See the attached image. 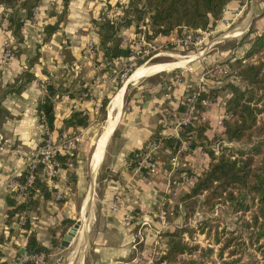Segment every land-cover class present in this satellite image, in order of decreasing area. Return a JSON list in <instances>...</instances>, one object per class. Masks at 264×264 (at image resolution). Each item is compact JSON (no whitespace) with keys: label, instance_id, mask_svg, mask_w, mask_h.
I'll return each mask as SVG.
<instances>
[{"label":"crops","instance_id":"crops-1","mask_svg":"<svg viewBox=\"0 0 264 264\" xmlns=\"http://www.w3.org/2000/svg\"><path fill=\"white\" fill-rule=\"evenodd\" d=\"M43 4V6L49 5L48 2ZM84 5L86 0H71L70 19L66 25L70 33L69 44H62L64 39L59 37L58 30L55 33V39L51 38L41 45L42 54L33 64L31 57L37 52L36 48L40 41L37 35L41 36L42 32H39V29L37 30L31 23H24L22 26L23 38L17 42L20 48L19 53L0 68V132L5 137H13L27 147L36 145L41 136L38 106L44 97L46 82H54L57 86L61 83L67 85L75 75L81 72L83 74L80 76L83 75L86 79L85 85H88L91 84L92 79L90 74L102 68L103 62H94L91 55L89 57L83 52L88 40H93L97 45L100 44V32L84 26L86 19L81 21L82 14L79 16L80 20L71 19V16L75 15L73 10L79 9L81 12L87 10ZM57 6L56 11H59L61 4ZM263 9L264 0H251L250 5L247 0H231L224 9L222 17L229 18L230 21L243 17V20L237 28L230 30L225 36L241 34L247 29L250 21L259 23L254 37L260 34L264 29ZM20 11L27 14L26 8H21ZM43 12L42 8V15ZM50 18L51 16H48V19ZM221 21L218 20L219 23ZM76 27H79L80 31L82 27L83 30L85 28L87 30L82 33L77 29L76 31ZM133 29V26H130L129 30ZM176 30H173L171 36H174ZM6 36L13 42L17 37L12 27L8 29ZM2 40L1 36L0 56L3 51ZM60 51H62V57L59 56ZM229 51L230 48L222 50L226 53ZM101 59L99 56L98 60ZM64 61L68 62L67 68L62 66ZM26 69L34 73L33 78L27 79L26 75L20 77L21 72ZM73 70L76 72L74 73ZM136 72L125 84L114 86L115 92L110 102L112 103V100L118 97L120 108L117 104L114 106L110 104L107 108L108 119L102 133L95 139L89 172L85 170L86 166L83 164V148L77 153L76 162L70 165L69 159L68 167H59L53 195L48 198L41 196L37 206L27 208L31 223L28 229L24 226L18 227L15 224L16 221H13L19 212L11 219L9 218L7 201L8 193L17 189L13 187L12 182L17 180V177L27 168V160L24 156L0 152V264H33L30 260H21L25 253H29L27 249L25 248L24 252L20 251L21 247H26L30 233H34L41 244L50 248L46 264H61L64 251L73 245L75 240L79 241L74 255L75 257L78 254L76 257L78 260L73 257L67 264H85L84 251L87 246L90 247L92 259L89 264H135L130 255L133 254L139 242L138 235L135 233L136 223L126 221L122 217V212L130 209L138 212L149 211L157 194L162 192L167 184L169 171L167 160L171 157L170 152L173 153V147L161 142L157 152L158 169L151 174L140 170L135 165L131 166L128 155L135 149L145 148L154 139L155 134L168 138L178 137V124L184 117L181 104L186 95L195 88L198 78L191 68L189 72H184V82L175 80V71L172 70L166 75L142 73L136 75ZM104 75L105 73L103 77L99 76V80L103 82L100 87L98 86L100 81L97 80L99 84H94L92 87L90 85V88L100 92L103 87H107L106 82L110 78H104ZM139 75H145L148 78L133 84L137 81L134 82L132 79ZM19 77L20 79L16 82ZM20 85L22 86L19 87ZM94 94H96L95 91L84 97L79 96V93L77 94L79 97H76L77 95L71 96L70 92H64L62 95L54 96L56 98L54 132L57 134L63 128H84L85 126H66L64 120L72 110H84L91 116L97 104ZM76 98L79 99L76 100ZM74 100L79 102L76 108L72 106ZM217 104V101L212 102L206 111V118L212 124L217 122L216 118L211 117L218 111ZM161 118H165L166 125H162ZM105 160H107L105 166L107 175L101 180L98 176ZM70 171L76 174V179L69 175ZM42 177L44 178L43 175ZM97 183L104 186L103 195L98 203L93 199ZM59 188H67L69 194L62 197L56 196ZM114 194L119 197L124 207L122 212L110 208ZM26 197L27 194L24 192L17 195L18 201ZM88 199L91 201L92 208L90 204L89 207L86 206ZM92 212L93 218L92 216L89 218ZM143 216L146 217V213ZM79 218L82 219V224L77 234L69 246L62 247L61 241L65 233ZM53 239L58 243L54 244ZM55 256L57 258L53 259Z\"/></svg>","mask_w":264,"mask_h":264},{"label":"rangeland","instance_id":"rangeland-1","mask_svg":"<svg viewBox=\"0 0 264 264\" xmlns=\"http://www.w3.org/2000/svg\"><path fill=\"white\" fill-rule=\"evenodd\" d=\"M231 1V0H230ZM229 1V2H230ZM248 5H250L251 0H247ZM30 2L33 3V7L36 6L37 13L35 17V22H28L31 23L33 26L39 29V32H42V35H37V38L40 40L38 45L40 46L46 42L49 39H55V33L59 30V37H61L62 44H69V30L67 28L68 20L70 19L69 16V10H70V4L68 7V11L64 12V4L62 0H38V2L34 3L33 0H30ZM48 2V6H43V3ZM129 0H86V6L87 10H84L85 12H81L79 9L73 10L75 15L71 16V19L80 20L79 16L82 14V19H86L85 25L88 28L96 30V32H100L102 22L104 21L105 17H112L115 21L123 19V16L126 13V6L129 4ZM61 4V7L59 11H56V8H58L57 4ZM21 7L18 6V11L21 14L20 11ZM42 8L44 9L43 15H42ZM0 9H3L6 13L4 14L6 17L9 15V11H11L10 6H8L6 3L0 4ZM73 9V8H72ZM32 13V12H31ZM30 13V14H31ZM62 20L60 21V26L58 27V30L50 37L45 38L47 34L44 31V27L47 23H51L56 21L59 18V14H62ZM29 14V15H30ZM110 14V16H109ZM235 14V13H234ZM24 17L27 15L25 13H22ZM28 15V16H29ZM263 15H264V9H263ZM47 16V17H46ZM48 16H51L50 19H48ZM118 16V17H117ZM235 16V15H233ZM242 16V15H241ZM256 18V17H255ZM258 18V17H257ZM220 19V23L218 20ZM233 19V18H232ZM217 21H214L209 25V30L213 29L214 32L209 34L201 44L194 45V46H179L175 47L171 50L173 52V55L165 54L161 55L159 58H156L153 62H147L148 64H164L170 66L168 70H151L149 72H140L139 74H153V75H166L168 71H180L183 70L185 73L190 71V68L192 69L193 73L199 75L202 73V71L205 69V65L208 62H212L215 60L220 61V63H226L228 62L231 67L236 69L232 63H235L238 58H241L243 62H249V61H257L260 57V53H253L251 55L247 54V51L249 50L253 39L255 32L258 30L259 23L255 21H250V23L247 24V29L243 31L239 35H232V36H225L226 33H228L230 30L237 28L238 25L243 20V17H237L236 21H230L231 19L222 17L218 18ZM240 20V22H239ZM255 20V19H253ZM3 19L0 21V37L2 36V39L4 40L5 36L7 35V31L10 28L8 23H4L2 25ZM135 27L138 28V22L134 21ZM229 24V25H227ZM117 25V23H116ZM227 25V26H226ZM9 26V27H8ZM123 27H125V24H122ZM43 28V29H42ZM219 28V29H217ZM79 30V27H76L75 30ZM126 29V28H125ZM179 32H182L185 27H177L176 28ZM217 29V30H216ZM251 29V30H250ZM76 30V31H77ZM86 28L83 30L82 27V33L86 32ZM262 32V31H261ZM100 35V34H99ZM119 35V34H118ZM101 37V36H100ZM120 38L122 36L119 35ZM220 39V41L214 43L215 40ZM3 40H2V47H3ZM18 40L20 41L19 37L17 36L15 39V44L17 45V51L16 55L19 53V46H18ZM91 40H88L85 47L83 48V52L87 54L89 57L93 58V61L96 62L95 57H99V54L97 52L98 48L101 49V45L96 44L94 53H90V51L86 50L87 44ZM173 44H171V47ZM230 48V51L228 53L223 52L222 50ZM60 51L59 56L62 57ZM35 54V53H34ZM33 54V55H34ZM42 54L41 47H40V56ZM198 56L194 58V55ZM2 56V54H1ZM0 56V57H1ZM181 56L184 57H192L191 60L187 63H183V66H176V63L178 62L176 59L180 58ZM213 56L215 58H213ZM68 58V55H67ZM244 59H246L244 61ZM173 63V64H172ZM143 64L138 65L137 67L142 66ZM182 65V64H181ZM174 66V67H173ZM114 67V66H113ZM113 67L107 68L105 64L103 63L102 68L98 70L97 72L94 70V72L91 75V84L86 85V89L83 91H80L79 96L87 97L89 94L93 91H95L96 94H94L95 98H97V104L94 106V111L92 112L91 116L89 117V122L85 127H77L74 128H63L62 131L59 133H55L54 130H52L53 138H55L57 141H60L63 138H66L67 135H78L79 141H78V148L77 153L83 149L82 153L84 154L83 164L86 166V169L89 172L90 169V157L91 153L94 147L95 139L102 133L104 126L107 122V108H109L111 104V98L115 92L114 86L116 84L121 85L125 84L130 78L131 75L134 73V71H137V67L132 71L129 72L127 75L124 74V71L114 72L112 70ZM173 67V68H172ZM176 67V68H175ZM199 67L200 70H199ZM74 73L76 72L73 70ZM72 72V74H74ZM152 71L155 73H152ZM158 72V73H157ZM104 78L109 77L110 80L106 82L107 87H103L98 92L97 90L91 89L90 85H96L99 80V76ZM184 73V75H185ZM80 74H83L80 72ZM80 74H77L74 76V80L80 77L85 83L86 79ZM137 75V74H136ZM145 75H139L136 78H133L132 81L136 82L133 84H137L140 81H143L148 76ZM216 78L212 79L208 83V89L211 95L212 102L217 101V109L216 115L211 116L212 118H216L217 122L216 124H213L209 122L207 117V108H204V115L205 119L201 118L200 112H196V116L191 121H193L197 125V129L193 133H188L186 131L187 125H189L188 122L183 127V133L181 134L182 138H186L185 136L191 135V145L189 149L183 150L179 153V159L180 164L177 166L172 165L171 157L175 153L170 152L171 157H168L167 165L169 168L168 176H167V184L165 186V189L157 194L156 198L154 199L149 211L141 212V211H135L133 209L127 210L125 212H122V217L130 222V223H136L135 227V233L138 235L139 242L137 244V248H134L133 254H131L133 257L130 258L131 260L135 261V264H183V259H189L190 257H194L195 259L200 260V264H228L226 260L238 257L241 255V258L238 262L235 264H247V261L249 259V255L245 253H241L242 246H245L248 248L252 253H254L257 257L261 258V251L258 248L257 242L254 241V243H251L250 238L248 237V234L246 232H242V236L233 238L231 240L232 235L237 236V232L244 230L241 215L239 212H236L233 210V208L230 207V202L226 200H219L213 205H210L207 200V191L203 190L201 192H198L194 195L188 196V192L192 189V186L197 179L198 175L202 174L209 166L211 161V155L209 151L211 149L215 150L217 154H220L222 151H226L227 147H247L250 146L249 141L247 140H231L228 135L225 132V119L228 117V114L226 112L225 103L228 97L232 94V89L229 86V82H235L242 86L246 85V81L239 75H237L235 72L230 75V78ZM100 81V80H99ZM131 81V80H130ZM129 81V82H130ZM179 82H184L183 79ZM101 86L102 81L99 82ZM98 83V84H99ZM130 85H132L130 83ZM196 86V85H195ZM133 87V86H132ZM133 89V88H132ZM117 90V89H116ZM90 91V92H89ZM133 91V90H132ZM78 92V91H76ZM83 92L85 94H83ZM77 93V94H79ZM78 95L76 97H79ZM79 98H76V100ZM76 100L73 102V108L75 107ZM79 103V102H78ZM184 108L183 111H186L187 105L183 102ZM211 106V105H210ZM78 107V106H77ZM222 107V110H221ZM76 108V107H75ZM225 108V111H224ZM39 118H40V126H41V132H40V141L31 147H27L22 142L18 141L15 138H9L5 137L0 132V152L2 153H12L20 156H24V153L31 151L34 147L38 146L41 141L46 138L45 130H44V122L45 120L42 118L41 112H39ZM211 118V119H212ZM91 122V123H90ZM90 123V124H89ZM206 125L203 130L200 129L201 126ZM178 139V141H177ZM112 140V138H111ZM110 140V144L111 141ZM179 138L177 137L176 140L173 143V151L175 150V147L177 149L179 148ZM181 143V142H180ZM195 143V145H193ZM17 149H21V152L17 151ZM145 148H143L142 152L139 153V159L144 152ZM76 153V154H77ZM156 158L158 160L157 154ZM107 160H105L102 164V167L99 172L98 178H101V180L104 179V177L107 175V171L105 166L107 165ZM75 161L73 160V163ZM137 166V163L134 164ZM141 170V169H140ZM40 174L43 175L44 170L42 169V166L39 169ZM147 172V171H146ZM147 173H153V172H147ZM100 180V181H101ZM102 183V182H101ZM89 184V183H88ZM25 190V189H20ZM88 190V189H87ZM104 186L103 184H95V191H94V200L95 202H99L102 195H103ZM25 193V192H24ZM116 194V193H115ZM114 194V195H115ZM99 199V200H98ZM119 200V197L115 195L113 197V200H111V203H114V201ZM120 205L122 209L124 208L121 204ZM96 206V205H95ZM112 210L114 208L110 206ZM117 212H120L119 210ZM133 214L134 218L129 219L126 218V214ZM146 213V217L143 216V214ZM25 214L28 216V211L23 210L19 212L17 215V218H13V221H17L18 217L20 215ZM165 220L163 221L162 218L165 216ZM249 214H245L247 216ZM148 218V219H146ZM18 227L17 223H15ZM186 226L189 228L188 231H185L183 233L184 239L190 244L194 245L196 248L194 249V252H185L179 256V260L173 261V262H161L158 263L157 260L160 257L162 253H164L168 246V236L167 232L170 230L175 229L176 227ZM219 231L220 233V240H216V233ZM229 245L224 247L222 250V246L225 245L227 241H229ZM242 242V243H241ZM79 246V241L75 240L73 245H71L69 248H66L64 251V257L63 260L60 262L61 264H67L69 260H71L74 255L76 254L77 248ZM212 247L213 251H209L208 248ZM244 247V248H245ZM222 250V254H220V251ZM85 257L84 262L86 264V257H87V264H89L91 256H90V247L87 246V248L84 251ZM57 256H55L53 259H56ZM92 260V259H91Z\"/></svg>","mask_w":264,"mask_h":264},{"label":"trees","instance_id":"trees-1","mask_svg":"<svg viewBox=\"0 0 264 264\" xmlns=\"http://www.w3.org/2000/svg\"><path fill=\"white\" fill-rule=\"evenodd\" d=\"M33 1L34 3L38 2V0ZM62 1L64 4L63 11L67 12L71 0ZM129 1L123 19L115 21L104 16L105 19L102 22L100 29L101 49L98 48L97 50L102 59L98 60L97 56L95 60L99 63L103 62L107 68L115 65L117 57L129 54V48L123 44L122 38L118 35L119 29L132 26L134 21L139 22L149 9L152 11L153 32L164 31L169 33L173 29L182 26L190 29L208 27L220 18L230 0ZM1 3H6L10 6V27L22 40L24 16L19 13L18 6L26 8V15H29L33 9V3L30 0H0ZM62 16L63 13L59 14V18L55 22L45 25L44 30L47 34L45 38L52 36L58 30ZM122 24H125V27ZM40 47V44L37 45V52L31 57L32 64L40 57ZM253 53H260L257 61L243 62L241 58H238L235 63H232L236 67L235 73L246 81V85L242 86L235 82H229L232 94L225 102L228 114L225 119L226 134L231 140H247L250 146L227 147L226 151H222L220 154L211 149L209 151L211 155L210 166L202 174L198 175L192 189L188 192V196L206 190V200L210 205L219 200L229 201L230 207L240 213L244 227L243 231L237 232V236L232 235L231 240L242 236V232H246L251 243H254V241L259 243L258 248L262 257H257L245 246H242L240 252H246L249 255L247 264H264V29L254 37L247 51L248 55ZM21 73L20 77L24 75L27 76V79L34 77V73L28 69ZM20 77L16 82H18ZM86 88L84 81L80 77L76 80H71L70 84L67 85L61 83L57 86L54 82H46L45 94L43 99L40 100L38 110L45 114V120L50 129H54L56 117V98L54 96L57 94L62 95L64 92H70L71 96H75ZM181 108H184L183 103ZM89 117V113L84 110H72L64 122L66 126H85L89 122ZM190 122L185 132L193 133L198 127L193 121ZM205 126H201L200 129L203 130ZM153 138L171 146L176 140V138L162 137L159 134L153 135ZM142 150L143 148L135 149L129 153L128 157L131 166L138 162L139 153ZM69 159L76 162L77 154H59V167H68ZM28 173L29 168H26L17 177V180L26 185L25 190L13 189L7 195L10 219L18 212L37 206L41 196L48 198L53 195V188L39 174L38 169H35V177L32 182L27 184ZM69 175L76 179L74 172L70 171ZM21 192H25L27 197L22 201H18L17 195ZM245 214L249 215L245 216ZM23 226L26 229L30 228V220L27 219ZM188 230V227L181 226L167 232L168 246L166 251L158 258V263L173 262L179 260V256L185 252H194L196 247L190 245L184 239L183 233ZM220 237V233L217 231L216 240L219 241ZM53 242L54 244L58 243L55 239H53ZM229 243H231L230 240L222 246V250ZM26 249L29 253L45 251L48 254L50 252V248L41 244L34 233L28 234ZM208 250L213 251V248L209 247ZM222 250L220 254H222ZM240 258L241 255L228 259L226 262L235 264ZM183 264H200V260L190 257L189 259H183Z\"/></svg>","mask_w":264,"mask_h":264},{"label":"built area","instance_id":"built-area-1","mask_svg":"<svg viewBox=\"0 0 264 264\" xmlns=\"http://www.w3.org/2000/svg\"><path fill=\"white\" fill-rule=\"evenodd\" d=\"M37 12L38 11L36 6L33 7L32 13L29 16L27 15L26 17H23L24 23H27V21L35 22ZM5 13L6 12L3 11V9H0V21L2 19L4 20L1 24L4 25V23H8L10 26L11 21L9 15H7L6 17L4 15ZM151 14L152 11L149 9L145 16L138 22V30L137 27H135V24H132L134 28L133 30H129L130 27H127L126 29H119L118 34L122 36L123 44L129 48V54L121 55L116 58L115 65L112 68L114 72L117 73L119 71H124V74L127 75L140 64L153 62L161 55H173V52H171V50L175 47H189L201 44L209 34L214 32L213 29L209 30L208 26L197 27L194 29L185 27L182 32H177L176 30V32H174V36H171V33H173V30H175L176 28L169 33H165L164 31L154 33ZM109 18L113 19L111 16ZM218 41H220V39H216L214 43ZM171 44H173L172 47ZM95 46L96 43L91 40L87 44L86 50L90 51V53H94ZM2 49L3 51L2 56L0 57V68H2V66L6 64L9 59L13 58L16 55L17 45L10 39V37L5 36ZM245 60L246 59H244V61ZM62 66L63 68H67L68 62L64 61ZM234 72V69L228 62L220 63V61L215 60L206 63L205 69L196 80L195 88L186 95L184 100L187 108L186 111H184V117L178 124L177 128V136L181 143L179 142V148L177 149L176 147L173 151V153H175L171 157L173 167L180 164L179 153L183 150L189 149L191 145V135L185 136L186 138H182L181 136L183 127L185 126V124L190 122L193 118L198 117L199 115H201L202 119H205L204 108L210 107L212 103L211 95L207 86L209 81L212 79H219L224 77L229 79L230 75H232ZM183 78V70L174 72L175 80L180 81ZM77 106H79L78 102H76L75 104V107ZM196 112H200V114L196 116ZM41 114L42 118L45 120V114L43 112H41ZM161 122L163 126L167 124L165 118H161ZM44 130L46 138H44L41 143L38 146L34 147L31 151L24 153V157L27 160V168H29L27 184L32 182V180L34 179L35 169L39 170L42 166V169L44 170L43 176L47 180L49 186L53 188L57 183L56 176L60 164L59 154H76L78 141L80 138L78 135L66 134V138L57 141L55 138H53L52 129H50L46 120L44 122ZM160 146V140L152 139L145 147L144 152L138 160L137 167L143 171L155 172L158 169V160L156 158V154ZM17 151L21 152V149H17ZM69 164H73V161L71 159L69 160ZM12 185L13 187L19 189L26 188V185L21 183L19 180H14L12 182ZM66 194H69V190L67 188H59L56 192V196L58 197H62ZM112 207L115 211L122 210L119 200L114 201V203H112ZM125 217L133 219L134 215L127 213ZM165 217L166 215L163 216V221L165 220ZM26 220L27 216L25 214H22L20 215V217H18L16 223L19 226H22ZM21 260H30L33 264H46L48 262V255L45 251L25 253Z\"/></svg>","mask_w":264,"mask_h":264},{"label":"bare ground","instance_id":"bare-ground-1","mask_svg":"<svg viewBox=\"0 0 264 264\" xmlns=\"http://www.w3.org/2000/svg\"><path fill=\"white\" fill-rule=\"evenodd\" d=\"M195 57L194 58H196L197 56H198V54L197 55H194ZM192 59V57H184V56H181L180 58H178V59H176L178 62L176 63V66H180L181 64H183V63H185V62H187V61H189V60H191ZM173 64V63H172ZM174 67V66H173ZM172 67V68H173ZM139 68V69H138ZM168 68H170V66H169V64L168 65H164V64H148V63H144L142 66H140V67H137V72H136V74H139L140 72H149V71H151V70H158V71H161V70H166V69H168ZM136 70V69H135ZM135 72V71H134ZM152 73H154L153 71H152ZM135 74V73H134ZM118 105V107L120 108V105H119V99H118V97H117V99H113L112 100V103H111V106L113 105ZM120 110V109H119ZM91 205V201H90V199H88V201H87V204H86V206H88V205ZM89 207V206H88ZM91 208H92V205H91ZM89 211V210H88ZM90 214V213H89ZM92 216V218H93V212H92V214H90L88 217L90 218ZM87 217V218H88ZM83 255V254H82ZM76 257H78V254H77V256H75L74 258H76ZM77 260H78V258H76Z\"/></svg>","mask_w":264,"mask_h":264},{"label":"water","instance_id":"water-1","mask_svg":"<svg viewBox=\"0 0 264 264\" xmlns=\"http://www.w3.org/2000/svg\"><path fill=\"white\" fill-rule=\"evenodd\" d=\"M82 224V219L79 218L76 220V222L68 229V231L65 233L62 241H61V246L65 247V246H69L71 243V240L73 239V237L77 234L79 228L81 227ZM25 246L21 247V252L25 251ZM63 259H61L62 261Z\"/></svg>","mask_w":264,"mask_h":264}]
</instances>
